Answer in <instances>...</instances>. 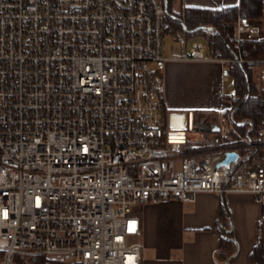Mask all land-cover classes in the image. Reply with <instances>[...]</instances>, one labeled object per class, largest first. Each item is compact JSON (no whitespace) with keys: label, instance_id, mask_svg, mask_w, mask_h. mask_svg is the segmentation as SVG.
<instances>
[{"label":"built area","instance_id":"2783aa9c","mask_svg":"<svg viewBox=\"0 0 264 264\" xmlns=\"http://www.w3.org/2000/svg\"><path fill=\"white\" fill-rule=\"evenodd\" d=\"M238 16V54L215 46L217 28H175L165 0H0V250L57 264H140L136 203L193 201L200 191L250 192L262 206L264 127L223 142V118L166 106V63L261 64L241 47L260 39ZM181 51L165 53V35ZM233 78V77H232ZM233 87L224 90L231 103ZM228 150L238 156L224 162Z\"/></svg>","mask_w":264,"mask_h":264},{"label":"crops","instance_id":"0c3cea01","mask_svg":"<svg viewBox=\"0 0 264 264\" xmlns=\"http://www.w3.org/2000/svg\"><path fill=\"white\" fill-rule=\"evenodd\" d=\"M240 0H175L184 5L222 7ZM264 37V11L253 17ZM222 66L215 61L171 59L166 63L165 99L172 110H224ZM222 206L226 212L221 213ZM134 214L141 222L140 264H222L219 250L223 237H230L232 249L225 264H256L251 253L261 236L262 206L250 192L200 191L193 201L172 198L165 202L136 203Z\"/></svg>","mask_w":264,"mask_h":264},{"label":"trees","instance_id":"16d2710c","mask_svg":"<svg viewBox=\"0 0 264 264\" xmlns=\"http://www.w3.org/2000/svg\"><path fill=\"white\" fill-rule=\"evenodd\" d=\"M263 3L264 0H240L239 5L222 7L184 5L177 9L175 0H168V20L175 28L182 30H185L183 23L176 16H180L190 28L199 25L216 27L215 46L220 47L225 55L233 56L238 54L234 37L238 16L242 13L251 17L261 16L264 11ZM241 47L248 58H264V37L255 41H245ZM256 65L255 62H232L230 64L229 73L235 80L237 97L231 103L227 101L228 106L222 111V115L225 116L230 110L231 121L236 129L230 126L226 133L221 135L223 142L219 145L243 140L242 136L246 134L248 125L235 123L238 120L251 119L254 122V127L249 132V136L254 139L264 127V82L255 74ZM225 212L226 208L222 206L221 213ZM231 249L230 237H223L218 254L222 264H225ZM251 256L256 264H264L262 235ZM15 258L20 264H52L51 259L43 255L21 256L18 254ZM3 259L4 252L0 250V264Z\"/></svg>","mask_w":264,"mask_h":264},{"label":"rangeland","instance_id":"374dc122","mask_svg":"<svg viewBox=\"0 0 264 264\" xmlns=\"http://www.w3.org/2000/svg\"><path fill=\"white\" fill-rule=\"evenodd\" d=\"M263 9H264V3H263ZM262 21H264V19H262ZM263 31H264V28H263ZM181 43L177 40H174L172 38V35L169 34V33H166L165 35V53L167 54H172V53H177V52H180L181 51ZM262 65L261 64H257L256 65V68H255V74L257 75V72H258V69L259 67H261ZM231 79H229V81H227L225 84H224V90H229L233 87L232 85V76H230ZM218 111V115L220 116L221 118V121L223 122L224 126H227V122L226 120L223 118V115H222V111L223 110H217ZM48 258V257H47ZM51 262L52 264H57L58 261L55 259H51ZM12 264H20V262L15 258L12 262Z\"/></svg>","mask_w":264,"mask_h":264},{"label":"water","instance_id":"95a60500","mask_svg":"<svg viewBox=\"0 0 264 264\" xmlns=\"http://www.w3.org/2000/svg\"><path fill=\"white\" fill-rule=\"evenodd\" d=\"M165 1H166L167 11H168V0H165ZM176 18L183 23V26L186 31H197L199 29L209 26V25H199L194 28H190L183 22V19L180 16H176ZM226 153H227L226 157L223 159L224 162H229L231 159H236L238 156V152L236 150H228Z\"/></svg>","mask_w":264,"mask_h":264}]
</instances>
